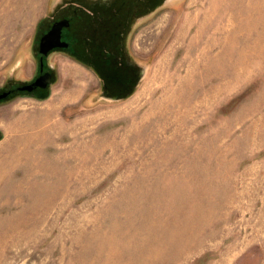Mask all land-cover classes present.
<instances>
[{
  "label": "rangeland",
  "instance_id": "rangeland-1",
  "mask_svg": "<svg viewBox=\"0 0 264 264\" xmlns=\"http://www.w3.org/2000/svg\"><path fill=\"white\" fill-rule=\"evenodd\" d=\"M150 1L82 10L101 71L56 52L0 101V264H264V0H167L123 45ZM77 3L0 0V93Z\"/></svg>",
  "mask_w": 264,
  "mask_h": 264
},
{
  "label": "flooded vegetation",
  "instance_id": "flooded-vegetation-1",
  "mask_svg": "<svg viewBox=\"0 0 264 264\" xmlns=\"http://www.w3.org/2000/svg\"><path fill=\"white\" fill-rule=\"evenodd\" d=\"M78 1L81 2V3H77L76 4V7L74 8L73 13H72L71 16H68V17H58V18L54 19L50 23V25L48 26V28H46L44 30V32L42 33V35L40 37V40H39V68H38V73L34 77V79H32L29 82L22 83L21 85H19V84L18 85H14V87H11L8 91H5V92H10V96L8 98L2 99L0 101L9 99L14 94H17V93H20V94L24 93V94H30V95H41V94H44L49 89V87L52 84L49 85L47 88H42L40 86H37L36 85V82L44 74L50 73L52 75V83H53L55 76H54L53 72L50 70V68L48 67L47 59L50 57V55H52V54H54L56 52L57 53H63L64 52L66 54H69L73 59H76L77 61H80L81 63H83L86 66L88 65L87 67L88 68H91V70H93L96 73L99 72V71H101L96 66V64L90 63V62H88L86 60H83V59H79L78 58V55H76L77 49H76V47H75L74 44H77L76 43L77 42V40H76L77 37H74L73 36L75 39L72 37L73 33H76V30L78 29V26L80 24V22L79 21H76V20L80 18L79 16H81L83 9L85 11H87V12L97 13L98 11H101L102 9L103 10L104 9L106 10V9L114 8L117 5L118 1H120V0H78ZM85 1H86V3H85ZM154 1L155 2L152 5L150 4L151 7L146 8V10L144 8H139V11L137 10L138 11L137 14L134 13V12H136V10H132L131 11V15L129 16L131 18H130V22H129L128 26L123 27V30H122V28L120 29V32H123L124 33V35L122 34L123 35V45H126L125 44L126 43L125 41L128 40V37L132 33L130 27H133L136 24V22H137L136 19L138 17L139 18H142L145 15L152 14L154 11H156L158 9V7H160V5L165 4V2L167 0H154ZM142 5L143 4H141V6ZM117 11H121V9L118 8ZM62 21H64V22L67 21V26H64L63 27L62 34H61V41L64 42V43H66L67 46H65V47H55V48H53L48 53V55L43 56L40 53V43H41V39L47 33H49L52 30V28L54 27L55 24H57L59 22H62ZM91 21H92V19L88 23L90 24ZM102 30L104 32L106 30V28H102ZM86 34L90 35L91 36L90 39H94L95 41L98 38L97 36H93L95 34V32L92 29H88L86 31ZM113 37H114V39L117 38V36H113ZM88 40L89 39H87L86 41H88ZM112 43L114 44L113 41H112ZM99 79H100L101 84L103 83V85H106V86L109 87V84H107V82H108L107 80L104 82V79H102L100 76H99ZM5 92H2V93H5ZM2 93H0V94H2Z\"/></svg>",
  "mask_w": 264,
  "mask_h": 264
},
{
  "label": "water",
  "instance_id": "water-1",
  "mask_svg": "<svg viewBox=\"0 0 264 264\" xmlns=\"http://www.w3.org/2000/svg\"><path fill=\"white\" fill-rule=\"evenodd\" d=\"M67 26V21H62L54 25L52 30L47 33L42 39L40 43V53L45 56L55 47H65L66 43L61 41V34L63 27ZM52 84V75L50 73L44 74L40 77L36 85L42 88H47ZM10 96V92H5L0 94V100L8 98Z\"/></svg>",
  "mask_w": 264,
  "mask_h": 264
},
{
  "label": "crops",
  "instance_id": "crops-1",
  "mask_svg": "<svg viewBox=\"0 0 264 264\" xmlns=\"http://www.w3.org/2000/svg\"><path fill=\"white\" fill-rule=\"evenodd\" d=\"M76 21H78V19H77ZM88 22H89V21H88Z\"/></svg>",
  "mask_w": 264,
  "mask_h": 264
}]
</instances>
